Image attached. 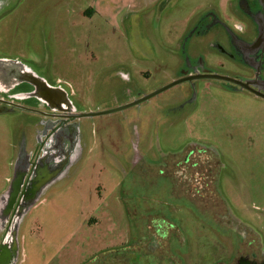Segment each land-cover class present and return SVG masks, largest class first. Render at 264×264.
I'll use <instances>...</instances> for the list:
<instances>
[{
	"label": "rangeland",
	"instance_id": "1",
	"mask_svg": "<svg viewBox=\"0 0 264 264\" xmlns=\"http://www.w3.org/2000/svg\"><path fill=\"white\" fill-rule=\"evenodd\" d=\"M237 1L0 0V58L63 90L76 114L108 111L173 82L192 23L210 10L229 18ZM185 87L76 122L64 167L17 218L14 264H236L251 248L264 252V100L206 81L182 110ZM234 118L253 124V143L247 126L225 141ZM38 120L0 113V204L37 146ZM198 139L209 141L216 180L200 181L204 195H183L165 164Z\"/></svg>",
	"mask_w": 264,
	"mask_h": 264
},
{
	"label": "flooded vegetation",
	"instance_id": "2",
	"mask_svg": "<svg viewBox=\"0 0 264 264\" xmlns=\"http://www.w3.org/2000/svg\"><path fill=\"white\" fill-rule=\"evenodd\" d=\"M177 66L174 68V81H181L185 85L182 102L179 108L190 109L198 98L197 90L200 82L217 81L232 93L245 92L264 100L253 93L259 91L264 94V0H238L237 8L231 17H219L214 11L205 12L204 16L194 21L188 32L180 39L177 45ZM212 75L227 77L248 85V89L228 81L210 78ZM172 83V82H171ZM170 84V83H169ZM178 84V85H179ZM58 95L66 94L59 88ZM33 89L29 92H32ZM34 99V98H30ZM36 101L29 109L15 103L14 100L0 98V107L19 109L32 113L40 120L36 123L41 126L42 134L38 137L37 146L31 155L21 157L16 168L22 181L16 191V196L4 207V218L1 217L3 237L0 240V264H14L16 255L15 238H8L11 224L16 223L18 203L27 198L38 196L41 186L55 173L56 167L61 170L65 160L63 145L73 142L75 145V127L79 119L72 120L75 111L53 110L51 106ZM12 103L22 108L9 106ZM53 107V103L51 104ZM67 108L65 105H61ZM190 107V108H189ZM242 124V125H241ZM230 127L222 131L225 141L235 142L234 127L247 126L244 132L245 142L253 143V124H246L243 120H230ZM205 139H198L188 143L180 154L173 156L165 164V173L173 181L175 189L183 195L206 194L209 189L202 190L200 181H206V186L213 185L218 164L216 157H212L204 149ZM209 147V145H208ZM69 152V151H68ZM66 153V152H64ZM47 155V157H46ZM58 155V157H55ZM46 157V159H44ZM52 157V158H50ZM55 159L53 163L48 162ZM198 169L203 170L202 172ZM210 169H212L210 171ZM192 180L196 184H192ZM11 185V182H10ZM211 190V189H210ZM26 195V196H24ZM21 197V198H20ZM19 203V204H20ZM7 211V212H6ZM14 226V225H13ZM14 228L9 232H13ZM15 232V231H14ZM251 244V243H250ZM264 264V252L251 250L240 255L236 264Z\"/></svg>",
	"mask_w": 264,
	"mask_h": 264
},
{
	"label": "water",
	"instance_id": "3",
	"mask_svg": "<svg viewBox=\"0 0 264 264\" xmlns=\"http://www.w3.org/2000/svg\"><path fill=\"white\" fill-rule=\"evenodd\" d=\"M210 78H214V79H219V80H224V81H228L231 82L233 84H236L238 86H240L241 88H245L248 89V85L243 84L239 81H235L233 79L227 78V77H222V76H218V75H212L210 76ZM181 81H174L148 95H145L144 97L134 100L124 106L112 109V110H108V111H101V112H90V113H82V114H76L75 116H71L72 120L75 119H80V118H87V117H95V116H102V115H106V114H111L114 112H118V111H122L126 108L135 106L140 104L141 102H144L176 85H178ZM25 84V85H30V87H32L33 91L28 93H16V94H11V92L18 86ZM31 89V90H32ZM30 90V91H31ZM58 91L59 88L58 87H52L50 85H48L45 81H43L42 79L36 77L35 75H33L27 68L16 65L15 63H13L12 61L9 60H5V59H1L0 58V94H5L7 99H11L14 101H22L25 99H30V98H34L39 102L44 103L45 105L47 104L48 106H51V108L53 110H58V111H74L73 109L67 107V108H63V106L61 105H65L68 106V99L66 97V94H63V96L58 95ZM253 93L257 96L263 97L264 98V94L260 93L259 91H254ZM54 104L53 107L51 104ZM9 106L11 107H15V108H22L21 106L12 104V103H7ZM7 111L5 108L0 107V113L1 112H5ZM75 131V130H74ZM75 138V136H74ZM19 172L17 171V174H15L14 179L11 181V185L9 188V191L5 194V196L3 197V200L0 204V208L2 207L4 209V207L6 206V204L8 202H10V198H14V196H16V191L19 188L20 184H21V177L18 176ZM42 187V186H41ZM26 196V195H24ZM21 198V197H20ZM36 195L33 196L32 198H27L25 201H23L22 203H18V209H17V218L30 206L34 203V201L36 200ZM7 212V211H6ZM4 214V212L2 213V215ZM4 218V216L2 217ZM16 218V221H17ZM17 227V224H14V230L13 232H11V236L12 239L15 238V229ZM15 241V240H14ZM254 264V263H253Z\"/></svg>",
	"mask_w": 264,
	"mask_h": 264
}]
</instances>
